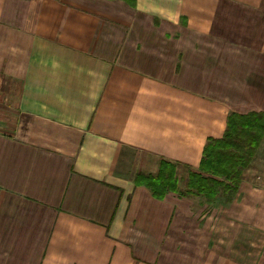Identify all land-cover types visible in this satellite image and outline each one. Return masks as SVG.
<instances>
[{"label": "crops", "instance_id": "obj_1", "mask_svg": "<svg viewBox=\"0 0 264 264\" xmlns=\"http://www.w3.org/2000/svg\"><path fill=\"white\" fill-rule=\"evenodd\" d=\"M250 112L264 0H0V264H264V138L236 192L135 184Z\"/></svg>", "mask_w": 264, "mask_h": 264}, {"label": "trees", "instance_id": "obj_2", "mask_svg": "<svg viewBox=\"0 0 264 264\" xmlns=\"http://www.w3.org/2000/svg\"><path fill=\"white\" fill-rule=\"evenodd\" d=\"M263 138L264 112L232 113L223 136L206 144L199 172L188 174L184 193L179 190L176 165L168 161H161L155 175L138 174L135 184L148 187L152 196L159 200L169 192L197 193L209 200L215 199L222 190L236 192Z\"/></svg>", "mask_w": 264, "mask_h": 264}, {"label": "rangeland", "instance_id": "obj_3", "mask_svg": "<svg viewBox=\"0 0 264 264\" xmlns=\"http://www.w3.org/2000/svg\"><path fill=\"white\" fill-rule=\"evenodd\" d=\"M262 156H259L258 160H256V170L260 173V178L264 179V155L261 153ZM260 159V160H259ZM185 176H186V172L185 171H181L180 172V177L181 179H179V186L180 188H184V180H185Z\"/></svg>", "mask_w": 264, "mask_h": 264}]
</instances>
